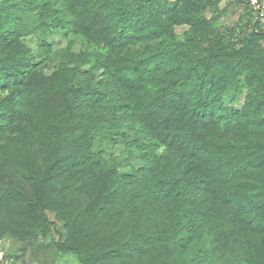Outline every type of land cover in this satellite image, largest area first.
I'll use <instances>...</instances> for the list:
<instances>
[{"label":"trees","instance_id":"16d2710c","mask_svg":"<svg viewBox=\"0 0 264 264\" xmlns=\"http://www.w3.org/2000/svg\"><path fill=\"white\" fill-rule=\"evenodd\" d=\"M257 2L0 0L2 263L264 264Z\"/></svg>","mask_w":264,"mask_h":264},{"label":"rangeland","instance_id":"374dc122","mask_svg":"<svg viewBox=\"0 0 264 264\" xmlns=\"http://www.w3.org/2000/svg\"><path fill=\"white\" fill-rule=\"evenodd\" d=\"M229 0H225V2H227ZM231 1V0H230ZM244 11V5H237V6H233L222 18L221 21L222 23H224L225 25H229V26H233V24L235 22H243V18H242V13ZM212 19V17H207L206 21L210 22ZM169 33H173V29L172 28H168ZM11 247V246H10ZM3 254L2 252H0V264L2 263V259H3ZM6 264V263H4ZM32 264H38L37 262L32 263ZM57 264H79V262L76 260V258L73 255H66L65 257H63L60 261H58Z\"/></svg>","mask_w":264,"mask_h":264},{"label":"built area","instance_id":"2783aa9c","mask_svg":"<svg viewBox=\"0 0 264 264\" xmlns=\"http://www.w3.org/2000/svg\"><path fill=\"white\" fill-rule=\"evenodd\" d=\"M251 2H252V5L259 10V7H257V4H258L257 0H251ZM262 15L264 16V10L262 11Z\"/></svg>","mask_w":264,"mask_h":264}]
</instances>
